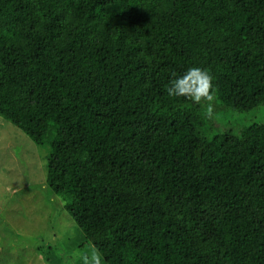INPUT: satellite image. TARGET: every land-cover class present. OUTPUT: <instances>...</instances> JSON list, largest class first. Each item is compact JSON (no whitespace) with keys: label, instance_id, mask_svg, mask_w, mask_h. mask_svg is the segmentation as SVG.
<instances>
[{"label":"trees","instance_id":"obj_1","mask_svg":"<svg viewBox=\"0 0 264 264\" xmlns=\"http://www.w3.org/2000/svg\"><path fill=\"white\" fill-rule=\"evenodd\" d=\"M190 67L263 104L264 0H0V116L101 264H264V122L209 132Z\"/></svg>","mask_w":264,"mask_h":264},{"label":"rangeland","instance_id":"obj_2","mask_svg":"<svg viewBox=\"0 0 264 264\" xmlns=\"http://www.w3.org/2000/svg\"><path fill=\"white\" fill-rule=\"evenodd\" d=\"M211 115L209 132L239 134L264 122V103L238 110L217 101ZM48 152L0 116V264H92L94 251L79 249L84 236L47 184Z\"/></svg>","mask_w":264,"mask_h":264},{"label":"clouds","instance_id":"obj_3","mask_svg":"<svg viewBox=\"0 0 264 264\" xmlns=\"http://www.w3.org/2000/svg\"><path fill=\"white\" fill-rule=\"evenodd\" d=\"M167 93L170 97H185L197 105L206 104L210 114L211 102L215 98L213 76L206 69L190 67L170 82ZM91 260L92 264H101L100 254L94 251Z\"/></svg>","mask_w":264,"mask_h":264}]
</instances>
